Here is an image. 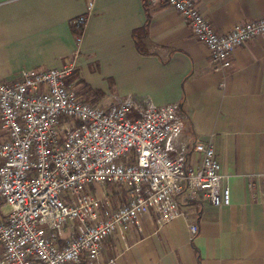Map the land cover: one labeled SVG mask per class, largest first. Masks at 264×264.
Wrapping results in <instances>:
<instances>
[{
  "label": "crops",
  "instance_id": "0c3cea01",
  "mask_svg": "<svg viewBox=\"0 0 264 264\" xmlns=\"http://www.w3.org/2000/svg\"><path fill=\"white\" fill-rule=\"evenodd\" d=\"M90 2L77 42L72 20ZM198 6L220 33L264 16V0H198ZM149 9L143 41L150 53L142 54L133 31L147 20L143 0H0L1 81H15L25 69L74 63L78 76L88 67L102 83H112L107 94L80 76L71 81L88 101L109 105L131 96L158 105L180 102L190 141L214 144L223 185L230 188L231 203L222 206L203 193L194 200L183 193L180 217L160 226L151 211L141 229L118 231L97 260L81 264H264V34L236 48L229 68L218 69L174 8ZM78 79L96 92L94 99ZM199 158L191 149L189 161L197 165Z\"/></svg>",
  "mask_w": 264,
  "mask_h": 264
},
{
  "label": "built area",
  "instance_id": "2783aa9c",
  "mask_svg": "<svg viewBox=\"0 0 264 264\" xmlns=\"http://www.w3.org/2000/svg\"><path fill=\"white\" fill-rule=\"evenodd\" d=\"M148 3L174 8L218 69L229 68L236 48L264 34V16L220 33L198 0ZM91 8L90 2L72 24L84 27ZM75 68L25 69L13 82L0 80V264L95 261L106 239L141 229L151 211L160 226L180 217L185 192L189 200L203 193L214 206L231 203L214 144L190 141L180 102L128 96L103 106L73 87ZM191 149L200 155L197 165L189 161ZM104 185L122 188L116 203L94 191Z\"/></svg>",
  "mask_w": 264,
  "mask_h": 264
},
{
  "label": "rangeland",
  "instance_id": "374dc122",
  "mask_svg": "<svg viewBox=\"0 0 264 264\" xmlns=\"http://www.w3.org/2000/svg\"><path fill=\"white\" fill-rule=\"evenodd\" d=\"M79 76L82 79H84L86 82H88L91 86H93L96 91L100 90V91H102V93L106 92L107 94H109V92H112V90H111L112 83H111L110 79H106V81L104 83H102V77L97 72L93 71V69H90L88 67H83L79 73ZM79 76H78V68H75L73 74L70 76V82L74 81ZM79 84L81 85L80 86L81 90L85 89V94L88 95V96H86L87 98H93L94 99L96 97V92L94 90H92L91 88L87 89L88 85H86V84L83 85L84 82L80 79H78V81H77L78 86H79ZM101 104L103 106L108 105L105 103H101ZM94 191H97L98 193H101L104 191V193L108 194L109 197L111 199H113L114 202L116 203V201L120 197V193L122 191V188L119 185H104V186L95 187ZM9 209H10L9 206H7V205L3 207V211L5 213L8 212Z\"/></svg>",
  "mask_w": 264,
  "mask_h": 264
},
{
  "label": "trees",
  "instance_id": "16d2710c",
  "mask_svg": "<svg viewBox=\"0 0 264 264\" xmlns=\"http://www.w3.org/2000/svg\"><path fill=\"white\" fill-rule=\"evenodd\" d=\"M143 2L147 9V20L144 26L135 29L133 31V38L135 40L137 50L142 54H149L150 52L147 50L143 40L145 36L148 34V26L150 21V9H149L150 6L148 0H143ZM83 31H84V27L80 28L73 25V33L77 42H79L80 38L82 37Z\"/></svg>",
  "mask_w": 264,
  "mask_h": 264
}]
</instances>
